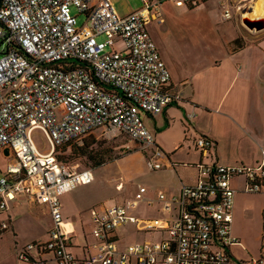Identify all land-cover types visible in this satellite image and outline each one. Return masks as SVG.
I'll return each instance as SVG.
<instances>
[{
  "label": "built area",
  "instance_id": "obj_1",
  "mask_svg": "<svg viewBox=\"0 0 264 264\" xmlns=\"http://www.w3.org/2000/svg\"><path fill=\"white\" fill-rule=\"evenodd\" d=\"M141 1L120 15L112 0H0V151L7 149L14 158L0 173V211L23 194L46 204L52 219L47 239L16 248L17 264H44L45 253L55 264H264L263 256L243 261L229 250L238 242L231 229L236 192L231 180L240 176L243 191L264 193V146L255 164L199 158L193 163L195 181L181 182L177 191L159 189L146 197V186L137 184L123 203L91 206V250L80 257L69 248L59 196L92 181L94 173L58 160L55 146L97 128L105 134L118 131L139 143L149 168L162 166L163 150L143 113L161 112L179 94L169 86V69L148 29L151 21H164V0ZM201 1L173 0L189 7ZM251 1L219 0L222 18H240ZM72 6L85 14L81 25ZM34 128L48 139L47 151L34 142ZM212 144L208 135L194 138L201 155ZM142 200L157 202L166 215H136L132 210ZM127 223L163 233L120 249L117 226ZM8 228V219H0V235Z\"/></svg>",
  "mask_w": 264,
  "mask_h": 264
},
{
  "label": "crops",
  "instance_id": "obj_2",
  "mask_svg": "<svg viewBox=\"0 0 264 264\" xmlns=\"http://www.w3.org/2000/svg\"><path fill=\"white\" fill-rule=\"evenodd\" d=\"M203 1L191 8L164 0L160 6L164 21L153 20L148 24L159 54L169 69V86L178 92L179 98L157 114L143 113L156 145L163 150L159 157L162 166L152 169L145 161L144 171L151 174L150 181L137 183L146 186V197H154L159 189L177 191L181 182H194L197 168L193 163L199 158L207 162L252 165L261 157L264 146V28L247 37L232 28V36L217 38L216 49L208 44L204 46L202 39H208V34L202 33L201 22L183 19L211 0ZM112 2L114 4L115 0ZM133 10L131 6L128 12ZM185 33L191 40L189 46L182 41ZM236 37L244 40L235 47ZM199 134L213 139L212 146L202 155L194 145V138ZM0 155L3 157L1 173L14 158L10 152L0 151ZM169 159L174 162L173 166ZM231 184L236 188L231 229L238 242L230 245V253L243 261L264 257V193L243 191L240 176L234 177ZM121 187V182L115 185L116 189ZM66 192L59 196L63 226L70 232V250L82 257L91 250L93 240L90 208L83 217L79 207L65 206L66 199L61 195ZM133 194L115 203H123ZM102 202L104 200L99 203ZM141 208H152L155 213L139 214L136 210L141 212ZM132 211L139 216L163 213L157 202L148 205L146 200L139 201ZM2 218L8 219L9 228L0 235V264H17L16 248L27 241L47 239L52 222L46 204L31 201L23 194L8 200V208L0 211ZM125 225L134 226L130 223L121 226ZM36 226H44L45 231L38 233ZM84 226L87 230H83ZM44 258V264H55L50 253H45Z\"/></svg>",
  "mask_w": 264,
  "mask_h": 264
},
{
  "label": "rangeland",
  "instance_id": "obj_3",
  "mask_svg": "<svg viewBox=\"0 0 264 264\" xmlns=\"http://www.w3.org/2000/svg\"><path fill=\"white\" fill-rule=\"evenodd\" d=\"M202 2L191 6V8L200 5ZM116 10L120 15L127 14L130 7L137 9L142 5L141 0H115ZM71 11L77 17L78 25L85 22V14L78 12L72 6ZM129 13V12H128ZM186 21H200L202 24V33L208 34V39H202L203 45L207 44L216 49L217 38L232 36V28L244 36L255 32V29L245 27L240 18L234 16L229 19H223L221 16V7L219 0H211L210 3L199 7L191 15L185 16ZM187 33V32H186ZM183 35V43L190 45L191 40L188 35ZM99 39L104 38L103 35L98 36ZM242 37H236L233 42L234 46H239ZM32 138L40 151H47L50 148L48 139L40 128L32 130ZM57 159L67 163L71 168L81 169L90 167L93 170L95 179L89 183L77 184L74 188L61 195L65 198V206L75 205L79 207L83 217L87 216L88 209L92 205H108L117 199L122 200L134 193L137 183H146L150 181L151 174L144 171L145 154L140 148L136 140L131 139L122 132L113 131L105 134L101 128L95 129L92 133L84 136L80 140L72 141L55 148ZM3 157L0 155V162ZM122 183L120 189H116L115 185ZM136 190V189H135ZM102 203H99L103 201ZM99 203V204H98ZM139 214H154L152 208L143 209ZM34 213L33 210H31ZM135 212V213H137ZM163 212L157 216L163 217ZM83 223V222H82ZM85 230L87 226L83 227ZM36 230L45 231L44 226H36ZM87 230V229H86ZM118 238L117 246L122 249L130 242L142 241L144 239H158L162 235V230L140 231L134 226H117ZM41 233V232H40ZM29 237V236H28Z\"/></svg>",
  "mask_w": 264,
  "mask_h": 264
},
{
  "label": "water",
  "instance_id": "obj_4",
  "mask_svg": "<svg viewBox=\"0 0 264 264\" xmlns=\"http://www.w3.org/2000/svg\"><path fill=\"white\" fill-rule=\"evenodd\" d=\"M251 6H248L247 8L243 9V12L247 9L249 10ZM240 21L241 23L249 28V29H255V30H259L264 28V17L263 16H258V17H250L248 15H245L242 13L241 17H240ZM5 153H8V150L5 149L4 150Z\"/></svg>",
  "mask_w": 264,
  "mask_h": 264
},
{
  "label": "bare ground",
  "instance_id": "obj_5",
  "mask_svg": "<svg viewBox=\"0 0 264 264\" xmlns=\"http://www.w3.org/2000/svg\"><path fill=\"white\" fill-rule=\"evenodd\" d=\"M254 0L250 3V9L245 10L243 14L248 15L250 17H258L263 16L264 17V0ZM253 2V4H252Z\"/></svg>",
  "mask_w": 264,
  "mask_h": 264
},
{
  "label": "trees",
  "instance_id": "obj_6",
  "mask_svg": "<svg viewBox=\"0 0 264 264\" xmlns=\"http://www.w3.org/2000/svg\"><path fill=\"white\" fill-rule=\"evenodd\" d=\"M63 145H64V144H63ZM58 146H61V145H58ZM58 146H55V148L58 147ZM55 148H54V151H53L54 154H55ZM55 156H56V155H55ZM56 158H57V156H56ZM58 160H59V159H58ZM60 161H62V160H60Z\"/></svg>",
  "mask_w": 264,
  "mask_h": 264
}]
</instances>
